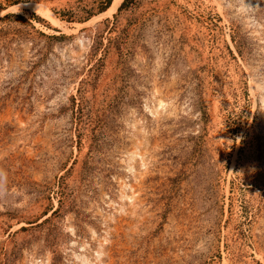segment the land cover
I'll return each mask as SVG.
<instances>
[{"label": "rangeland", "instance_id": "obj_1", "mask_svg": "<svg viewBox=\"0 0 264 264\" xmlns=\"http://www.w3.org/2000/svg\"><path fill=\"white\" fill-rule=\"evenodd\" d=\"M108 1L0 0V264H264V0Z\"/></svg>", "mask_w": 264, "mask_h": 264}, {"label": "trees", "instance_id": "obj_2", "mask_svg": "<svg viewBox=\"0 0 264 264\" xmlns=\"http://www.w3.org/2000/svg\"><path fill=\"white\" fill-rule=\"evenodd\" d=\"M113 0H109L107 2V4L105 5V7H103V10L105 11L106 9H108V7H110L111 3H112ZM131 0H125L123 2V4L121 5L120 9H122L123 7H125Z\"/></svg>", "mask_w": 264, "mask_h": 264}, {"label": "bare ground", "instance_id": "obj_3", "mask_svg": "<svg viewBox=\"0 0 264 264\" xmlns=\"http://www.w3.org/2000/svg\"><path fill=\"white\" fill-rule=\"evenodd\" d=\"M121 1H122V0H115V1H114V5H119ZM104 13H106V12H103V13H101V14H104ZM161 101H162V100H161Z\"/></svg>", "mask_w": 264, "mask_h": 264}]
</instances>
